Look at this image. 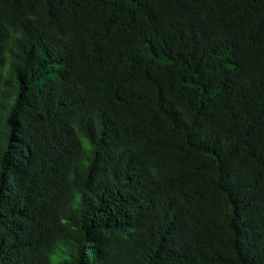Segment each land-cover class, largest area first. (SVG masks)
<instances>
[{
  "label": "trees",
  "instance_id": "trees-1",
  "mask_svg": "<svg viewBox=\"0 0 264 264\" xmlns=\"http://www.w3.org/2000/svg\"><path fill=\"white\" fill-rule=\"evenodd\" d=\"M0 264H264V0H0Z\"/></svg>",
  "mask_w": 264,
  "mask_h": 264
}]
</instances>
